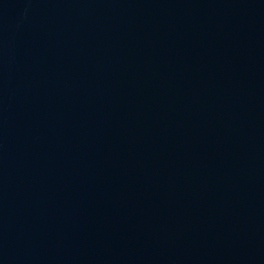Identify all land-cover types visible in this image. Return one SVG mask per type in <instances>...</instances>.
Listing matches in <instances>:
<instances>
[{
    "label": "water",
    "instance_id": "1",
    "mask_svg": "<svg viewBox=\"0 0 264 264\" xmlns=\"http://www.w3.org/2000/svg\"><path fill=\"white\" fill-rule=\"evenodd\" d=\"M0 264H264V0H0Z\"/></svg>",
    "mask_w": 264,
    "mask_h": 264
}]
</instances>
